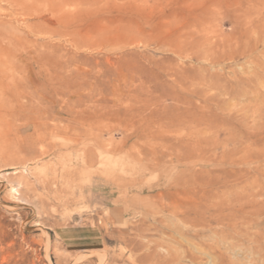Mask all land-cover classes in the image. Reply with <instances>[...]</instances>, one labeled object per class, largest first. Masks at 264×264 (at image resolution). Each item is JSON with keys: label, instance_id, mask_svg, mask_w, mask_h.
Listing matches in <instances>:
<instances>
[{"label": "rangeland", "instance_id": "obj_1", "mask_svg": "<svg viewBox=\"0 0 264 264\" xmlns=\"http://www.w3.org/2000/svg\"><path fill=\"white\" fill-rule=\"evenodd\" d=\"M4 49L0 264H264V0H0Z\"/></svg>", "mask_w": 264, "mask_h": 264}, {"label": "bare ground", "instance_id": "obj_2", "mask_svg": "<svg viewBox=\"0 0 264 264\" xmlns=\"http://www.w3.org/2000/svg\"><path fill=\"white\" fill-rule=\"evenodd\" d=\"M1 51H0V93L6 94V92L10 90V76H9L10 67L8 65V62H6L7 59L6 57L8 53L5 51V49L2 52Z\"/></svg>", "mask_w": 264, "mask_h": 264}]
</instances>
